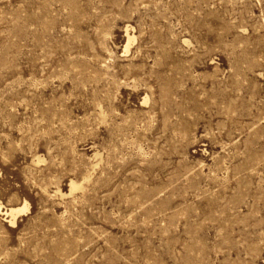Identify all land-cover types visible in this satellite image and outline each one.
I'll return each mask as SVG.
<instances>
[{"label": "rangeland", "instance_id": "1", "mask_svg": "<svg viewBox=\"0 0 264 264\" xmlns=\"http://www.w3.org/2000/svg\"><path fill=\"white\" fill-rule=\"evenodd\" d=\"M0 209V264H264V0H0Z\"/></svg>", "mask_w": 264, "mask_h": 264}, {"label": "bare ground", "instance_id": "2", "mask_svg": "<svg viewBox=\"0 0 264 264\" xmlns=\"http://www.w3.org/2000/svg\"><path fill=\"white\" fill-rule=\"evenodd\" d=\"M127 37H128V43H127V45H126V47H125V51H126V52L129 51L131 41L134 40V38L131 37V35L129 34V32H127ZM71 186H72V189H73V190L79 188V186H78L76 183H72ZM26 205H27V204H26ZM26 205H25L24 207H22V208H11L10 210H8V212H7L6 214L9 213L10 216L12 217V218H11V223H12V224H15V222H16V216H17L19 213L25 211V210L28 208ZM0 210H1V209H0ZM26 211H27V210H26Z\"/></svg>", "mask_w": 264, "mask_h": 264}]
</instances>
